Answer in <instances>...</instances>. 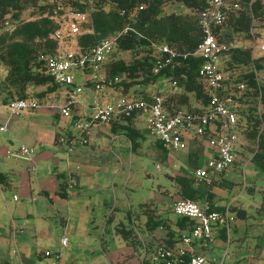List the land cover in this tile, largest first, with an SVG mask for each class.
<instances>
[{
  "label": "crops",
  "instance_id": "obj_1",
  "mask_svg": "<svg viewBox=\"0 0 264 264\" xmlns=\"http://www.w3.org/2000/svg\"><path fill=\"white\" fill-rule=\"evenodd\" d=\"M85 77L81 97L87 102L93 89L85 84ZM166 81L159 77L156 85H136V92L181 93L176 83L168 81L165 86ZM65 94L66 88L60 85L43 98L61 103ZM119 94L122 92L112 86L99 92L103 100ZM188 95L191 107L200 105ZM79 110L76 107L64 121L52 108L24 109L12 117L0 95V124L7 125L6 130H0V264H47L52 256L43 251L57 250L63 234L68 240L59 264H159L154 259L156 249L174 244L179 235L189 231L177 222L179 215L172 209L180 194L171 176L193 175L194 168L212 155V146L205 136L186 131L185 148L172 150L180 162H169L171 149L149 132L146 114L137 112L131 117L137 130L133 140L114 127L112 120L96 122L87 141L76 142L68 152L67 144L57 137L77 135L73 124ZM239 141L242 147L246 143L238 137L233 164L198 183L199 204H211L225 216V223L212 225L211 241H192L193 252L206 256L205 264L221 260L226 264H264V173L257 171L250 156L238 158L243 155L237 147ZM21 143L33 148L35 170L24 158L10 154ZM125 144L129 163L135 149L145 147L156 148V157L169 164L171 188L158 183L152 193L155 203L149 204L151 212L144 216L133 210L126 192L131 169L126 176L121 174ZM156 167L160 169L159 164ZM144 173L151 177L147 170ZM69 177L76 179V185L62 188ZM115 209L122 211L120 219H115L117 213L112 216ZM158 217L163 222L151 227V219Z\"/></svg>",
  "mask_w": 264,
  "mask_h": 264
},
{
  "label": "trees",
  "instance_id": "obj_2",
  "mask_svg": "<svg viewBox=\"0 0 264 264\" xmlns=\"http://www.w3.org/2000/svg\"><path fill=\"white\" fill-rule=\"evenodd\" d=\"M225 1L226 15L216 31L218 38L226 36L232 45L221 53L220 69L224 78L220 93L232 98L231 108L236 111L238 133L246 142L243 154L246 152L257 171L264 173V81L259 76L264 72V52L255 54L251 45L241 42L261 30L263 3L262 0ZM206 4L207 0H0V64L5 69L0 78L2 100L43 99L58 89L61 84L47 71L39 55L56 50L60 41L54 37V32L61 28L58 16L74 10L87 14L74 36L77 51L90 50L99 39L114 37L113 49L103 63L105 74L121 75L112 87L122 94L141 95V90L136 92V85L155 83L159 77H164L168 81L175 80L181 88V93L166 92L163 95L168 111L179 108L199 110L208 105L210 95L199 73L201 57L188 52L193 51L202 39L197 12ZM163 43L180 54L154 73L152 67L158 55L157 46ZM185 52L188 54L183 56L181 53ZM84 73L85 84L93 89L88 71ZM188 93L199 100V106L191 107ZM150 95L141 96L149 98ZM132 115L119 116L112 124L133 140L137 130L132 126ZM171 177L180 197L197 201L201 196V181H196L193 175ZM2 178L0 173V180ZM65 185L64 180L62 188ZM209 208L214 209L211 204ZM161 222L160 217L152 218L151 227ZM177 222L189 230L196 224L193 218L182 215L178 216Z\"/></svg>",
  "mask_w": 264,
  "mask_h": 264
},
{
  "label": "built area",
  "instance_id": "obj_3",
  "mask_svg": "<svg viewBox=\"0 0 264 264\" xmlns=\"http://www.w3.org/2000/svg\"><path fill=\"white\" fill-rule=\"evenodd\" d=\"M262 3L264 9V0ZM232 5L236 6V3ZM226 7L225 0H207V4L198 10L197 22L203 35L197 47L188 52L201 57L199 73L210 95L207 106L194 111L179 108L170 112L165 108L163 95L160 91L153 92L149 98L136 93H123L103 100L99 92L121 79L120 74L108 75L104 73L103 69V63L113 49L114 37L101 38L90 50L79 52L74 45L67 48L62 45L61 42L66 39L64 38L65 32L59 28L54 32V37L60 41L58 47L52 53H40L39 58L43 60L47 71L55 81L66 88L64 101L60 103L37 97L12 99L7 102L10 116L18 115L24 109L42 106L56 109L61 117L71 118L74 109L79 107V115L73 124L78 130L77 135L64 133L58 136V140L65 142L67 151L71 152L76 142L87 141L93 123H109L122 115L144 113L147 116L149 132L169 149L182 150L185 148L184 132L186 131L207 138L208 143L213 147V153L204 159L202 164L194 168L193 176L196 181L206 180L213 173L224 171L235 160L234 146L238 140L237 115L236 111L231 108L232 98L220 93L221 81L224 78L220 69L221 53L232 45L231 40H228L226 36L218 38L216 31V27L225 18ZM66 16L67 32L71 36V42L75 43L73 36L80 31V22L86 20L87 14L70 10ZM262 25L261 30L255 37L253 36L255 41L252 52L255 54L264 52V21ZM157 50L158 55L152 67L154 73L172 63L174 58L180 54L166 43L158 45ZM188 53L181 54L186 56ZM77 69L83 73L87 70V77L89 76L94 83V91L87 103L81 97L83 84L76 80L74 72ZM172 83L175 84L176 81L172 80ZM6 129V123L0 124V130ZM10 154L24 158L30 162V168L35 170L36 164L31 146L21 143ZM76 183L74 177H69L66 189L74 187ZM172 209L177 215L197 219V223L191 230L179 235L174 244L159 246L154 254V259L159 264H205L206 256L193 252L192 241L197 238H204L206 242L211 241V227L214 224L225 223L224 214L220 210L210 209L207 203L201 205L198 201L187 197L175 199ZM67 240L68 237L63 234L60 237V247L57 250L45 249L43 251L44 255L52 256L47 264L60 263L62 248L66 246ZM217 264L226 263L221 260Z\"/></svg>",
  "mask_w": 264,
  "mask_h": 264
},
{
  "label": "rangeland",
  "instance_id": "obj_4",
  "mask_svg": "<svg viewBox=\"0 0 264 264\" xmlns=\"http://www.w3.org/2000/svg\"><path fill=\"white\" fill-rule=\"evenodd\" d=\"M58 21L61 23V28L64 30L65 34L67 33L65 41L61 42L62 45L66 48L72 47L74 45V42H71L70 40L71 36L67 32L68 23H67V16L65 12L58 16ZM73 39H74V36H73ZM254 41H255V38L253 37L251 39H246L245 41L241 40V42H244L246 45H251V46H253ZM4 73H5V69L0 64V78L4 76ZM74 73L76 76V80L78 82H81L83 75L85 76V74L78 69ZM259 76L264 81V72H262L261 75ZM160 78H164V77H160ZM167 82L168 81L163 82V84L167 86L169 84ZM154 85H156V83ZM38 108L47 109L48 107L39 106L36 109ZM31 109H35V108H31ZM61 118L63 119V121L65 120V117H61ZM73 130L75 129L73 128ZM238 137H239V133H238ZM57 140H58V137H57ZM241 144L242 143L239 141L237 147L242 148V150H244ZM127 149H128V146L127 144H125L126 152H125L124 159H123V168H122L121 174L123 176H126L128 171L131 169V171H129L131 173V177H130V180L128 181L126 192H127V195H129L131 207H133V210H135L137 214L139 213L140 216H144L147 213L151 212L150 208H148L149 204L153 205L152 203H155L154 196L152 193H154V191H156L159 188L158 183L160 182L161 184H164L165 187L169 189L171 188V185L169 183V178H168V174H170L169 164L167 162H163L162 161L163 159H159L158 157H156V148L149 149L145 147H139V148L137 147L135 149L136 152L134 151V153H132L131 155L132 159H130V163H129L128 160L126 159L128 158V155H126ZM172 150L173 149H171L169 156H168L169 162H172L174 164L177 162L179 163L180 161L174 155V152ZM244 156L248 157L249 155H247V153L245 152L242 156L238 155V158L239 157L241 158ZM200 161L202 162V157L200 158ZM156 164L160 165V169L156 167ZM144 170H147L150 173L151 177L146 176V174L144 173ZM246 171H247L246 173L248 174V169ZM123 201L126 203L125 199ZM122 214H123L122 211L115 209L112 213V216L116 215L117 217L115 219L117 220L118 218L119 219L121 218ZM115 232L118 235H121V231L119 229L118 230L115 229Z\"/></svg>",
  "mask_w": 264,
  "mask_h": 264
}]
</instances>
